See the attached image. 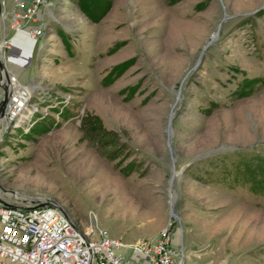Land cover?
Here are the masks:
<instances>
[{
	"label": "rangeland",
	"instance_id": "rangeland-1",
	"mask_svg": "<svg viewBox=\"0 0 264 264\" xmlns=\"http://www.w3.org/2000/svg\"><path fill=\"white\" fill-rule=\"evenodd\" d=\"M262 5L47 0L25 62L0 46L11 88L28 93L1 126L0 186L52 200L81 227L91 214L127 246L168 226L179 264H264V8L249 14ZM85 113L115 148L83 137Z\"/></svg>",
	"mask_w": 264,
	"mask_h": 264
},
{
	"label": "built area",
	"instance_id": "built-area-1",
	"mask_svg": "<svg viewBox=\"0 0 264 264\" xmlns=\"http://www.w3.org/2000/svg\"><path fill=\"white\" fill-rule=\"evenodd\" d=\"M46 4L47 0H29L26 4L13 0L8 14L0 0L1 23L9 15L7 27H2V48L11 46L6 31L36 41L42 26L34 22ZM27 94L21 85L8 91L0 126L22 116L28 106ZM57 206L48 198L6 192L0 186V264H137L132 259H139L140 264H179L168 226L151 239H139L127 246L106 230L97 229L93 215L89 214L88 224L81 227Z\"/></svg>",
	"mask_w": 264,
	"mask_h": 264
},
{
	"label": "water",
	"instance_id": "water-1",
	"mask_svg": "<svg viewBox=\"0 0 264 264\" xmlns=\"http://www.w3.org/2000/svg\"><path fill=\"white\" fill-rule=\"evenodd\" d=\"M264 8V5L260 6L256 11H253L249 14H253L256 13L258 10H261ZM248 15V14H247ZM0 19H1V5H0ZM218 35V28L216 29L215 33L212 35V37L209 39V41L203 46V48L200 51L199 54V58L197 63L199 62L200 56L202 55V53L204 52V50L207 48V46H209L216 38V36ZM2 76L4 78L5 84L2 85ZM7 81H8V76L7 74L4 72V66L2 65L1 61H0V118H2L3 116V111H4V107L8 101V91H7ZM173 118V111H170L168 118H167V124H166V130H165V134H166V148L167 151L169 153V157L172 159V150L170 147V138L172 135L171 132V128H170V122ZM220 149H214V150H210L204 154L201 155H197L194 158H192L188 164L192 163L193 161L199 159V158H205L207 156H209L210 154L219 151ZM183 169V167L181 168V170ZM180 174V171H178L175 175L174 174H170L169 180L167 182V186H168V198H169V205H170V210L171 212L174 214V207H175V200H176V195L174 193V191L171 188V184L174 178L178 177ZM6 192H10V193H14L13 191H8L6 190ZM48 201H50L53 205H55L56 207L57 204L55 202H53L52 200L48 199ZM64 216L66 217V215L64 214ZM174 217V216H173Z\"/></svg>",
	"mask_w": 264,
	"mask_h": 264
},
{
	"label": "trees",
	"instance_id": "trees-1",
	"mask_svg": "<svg viewBox=\"0 0 264 264\" xmlns=\"http://www.w3.org/2000/svg\"><path fill=\"white\" fill-rule=\"evenodd\" d=\"M80 130L83 137L91 143L106 148V150L115 148L116 135L111 131L105 130L96 116L85 113L80 119Z\"/></svg>",
	"mask_w": 264,
	"mask_h": 264
},
{
	"label": "crops",
	"instance_id": "crops-1",
	"mask_svg": "<svg viewBox=\"0 0 264 264\" xmlns=\"http://www.w3.org/2000/svg\"><path fill=\"white\" fill-rule=\"evenodd\" d=\"M18 1H20V2H22L24 4H26V3L29 2V0H18ZM3 2H4V12L9 14L11 12L12 8H13V0H3ZM43 10H45V9L44 8H41L40 13ZM37 20H40L39 16L37 17ZM3 26H6V22H5V24H2L0 22V43H1V33H2V27ZM10 33L11 32H7V35L9 36ZM10 38H11V43H12L11 48L13 49V50H10V51L11 52L12 51H15V52L18 53L17 60L19 61V64H20V61L21 62H25L26 61V58H27V55H28V52L27 51H28L30 42L26 39V36L25 35H23V37L21 38V40H19L20 37H18V35H10ZM1 45L2 44H0V46ZM11 52H9V54H7L8 57L11 55L10 54ZM4 54L6 55V53H4ZM5 55H4V57H5ZM21 56H22V58H21ZM4 63L6 65L5 60H4ZM0 96H1V93H0ZM154 236L155 235H153L151 238H153ZM151 238H149V239H151ZM125 256L126 257L129 256L127 252H126ZM132 262L137 263V264H140L141 263V261L139 259H132Z\"/></svg>",
	"mask_w": 264,
	"mask_h": 264
},
{
	"label": "bare ground",
	"instance_id": "bare-ground-1",
	"mask_svg": "<svg viewBox=\"0 0 264 264\" xmlns=\"http://www.w3.org/2000/svg\"><path fill=\"white\" fill-rule=\"evenodd\" d=\"M0 51H1V47H0ZM2 60H3V57L1 56V54H0V61H1V63H2V65L4 66V72L6 73V66H5V64L2 62ZM5 84V81H4V78H3V76H2V85H4ZM7 91H9V90H11L12 88H11V82H10V80H9V77H8V81H7ZM0 130H1V126H0ZM171 211V210H170ZM171 216L173 217V218H175L176 219V216L171 212Z\"/></svg>",
	"mask_w": 264,
	"mask_h": 264
}]
</instances>
